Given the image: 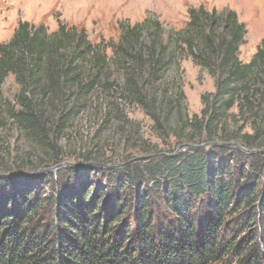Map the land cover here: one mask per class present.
Listing matches in <instances>:
<instances>
[{"label":"trees","instance_id":"trees-1","mask_svg":"<svg viewBox=\"0 0 264 264\" xmlns=\"http://www.w3.org/2000/svg\"><path fill=\"white\" fill-rule=\"evenodd\" d=\"M188 14L181 29L120 21L116 42L20 21L0 43V127L51 156L0 159V264H264V40L244 62L234 10ZM185 58L215 79L199 114L187 110ZM94 99L121 131L140 108L162 148L141 141L146 155L121 165L80 151L89 170L63 166L42 184L16 175L68 155L62 134Z\"/></svg>","mask_w":264,"mask_h":264},{"label":"rangeland","instance_id":"rangeland-1","mask_svg":"<svg viewBox=\"0 0 264 264\" xmlns=\"http://www.w3.org/2000/svg\"><path fill=\"white\" fill-rule=\"evenodd\" d=\"M200 4L208 9L227 8L237 13L239 20L247 27L246 43L240 48V59L248 62L264 40V0H0V43L11 39L20 21L43 24L49 31L57 30L62 22L84 28L92 42H116L120 34V21L135 23L154 15L167 29H181L188 22L189 9ZM111 52L108 49V53ZM181 71L187 110L190 115L199 114L203 107L202 96L216 90L215 79L206 69L195 65L191 58L182 60ZM17 90L15 78L10 75L3 85L4 95L11 98ZM127 111V127L121 131L117 128L121 124L106 122L101 106L94 99L88 109L72 122L71 128L62 134L65 138L61 145L68 155L64 154L57 165L48 162V167L40 168L46 171L31 177L33 184L48 180V173L60 175L63 166L81 164L82 173L89 170L79 156L80 151L100 153L104 160L121 165L127 159L146 155L142 152L141 141L162 148L153 132L150 117L138 107H128ZM0 147V159H8L9 165H12L9 162L11 158L19 163L35 165L38 159L51 157L36 149L32 143L30 147L20 130L12 124L0 127Z\"/></svg>","mask_w":264,"mask_h":264},{"label":"water","instance_id":"water-1","mask_svg":"<svg viewBox=\"0 0 264 264\" xmlns=\"http://www.w3.org/2000/svg\"><path fill=\"white\" fill-rule=\"evenodd\" d=\"M235 143L238 144L239 146H241V144L239 142H235ZM43 171H46V170H39V171H35V172H17L16 175L27 177V176H33V175L41 173Z\"/></svg>","mask_w":264,"mask_h":264}]
</instances>
